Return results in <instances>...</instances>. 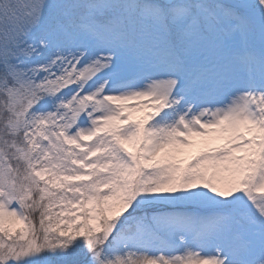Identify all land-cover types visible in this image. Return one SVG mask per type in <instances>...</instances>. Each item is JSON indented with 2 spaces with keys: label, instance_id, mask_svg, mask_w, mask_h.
Segmentation results:
<instances>
[{
  "label": "snow or ice",
  "instance_id": "obj_1",
  "mask_svg": "<svg viewBox=\"0 0 264 264\" xmlns=\"http://www.w3.org/2000/svg\"><path fill=\"white\" fill-rule=\"evenodd\" d=\"M0 264H264V0H0Z\"/></svg>",
  "mask_w": 264,
  "mask_h": 264
}]
</instances>
